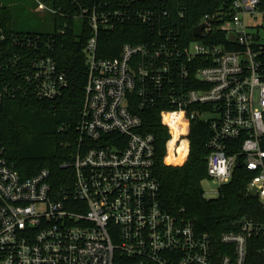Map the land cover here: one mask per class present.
Returning a JSON list of instances; mask_svg holds the SVG:
<instances>
[{"label":"built area","instance_id":"built-area-1","mask_svg":"<svg viewBox=\"0 0 264 264\" xmlns=\"http://www.w3.org/2000/svg\"><path fill=\"white\" fill-rule=\"evenodd\" d=\"M170 1L78 3L75 23L90 30L80 137L57 186L49 168L26 177L0 156V264H264V241L258 258L253 246L264 239V221L245 217L217 239L163 208L156 136L135 106L137 97L142 108L166 106L167 153L177 158L186 144L182 161L192 122H209L207 177L219 184L218 196L245 167L249 193L255 189L264 201V7L261 0H229L227 19L206 14L202 35L187 40L170 18ZM37 7L56 13L43 0ZM135 19L151 37L99 56L101 32ZM217 27L236 48L213 39ZM25 81L44 99L70 83L52 55L33 59Z\"/></svg>","mask_w":264,"mask_h":264},{"label":"trees","instance_id":"trees-1","mask_svg":"<svg viewBox=\"0 0 264 264\" xmlns=\"http://www.w3.org/2000/svg\"><path fill=\"white\" fill-rule=\"evenodd\" d=\"M44 1L56 10L52 14L54 28L51 31L14 29L13 6L0 3V156L26 177L49 168L57 186L62 182L59 176L67 170L62 164L71 160L80 137L77 127L89 78L85 46L90 30L86 24L77 25L74 16L79 11L78 3L92 4L97 0ZM113 1L119 5L121 0ZM261 2L264 7V0ZM159 6L161 10L165 8L160 2ZM169 8L170 18L177 22L179 31L187 40H193L196 39L194 28L206 14L222 12L227 19L231 3L229 0H171ZM213 34L215 41L236 48L227 44V32L222 28H215ZM150 37L148 26L136 19L120 23L114 30L101 32L99 56H117L123 43L143 42ZM42 55H52L70 80L63 93L55 98L44 99L26 89L28 65ZM139 104L137 97L135 106L142 111L144 128L156 136L155 171L161 181L163 208L193 219L199 230L217 239L233 228L234 222L245 217L264 221V201L249 193L247 186L252 173L245 167L236 170L232 181L221 187L219 196H204L202 182L208 176L210 154L207 146L211 135L209 122H192L190 152L182 161L186 144L177 158L167 153L171 133L161 117V110L166 106L151 104L142 108ZM253 241L258 258L264 239L256 237ZM125 264L140 262L127 258Z\"/></svg>","mask_w":264,"mask_h":264},{"label":"rangeland","instance_id":"rangeland-1","mask_svg":"<svg viewBox=\"0 0 264 264\" xmlns=\"http://www.w3.org/2000/svg\"><path fill=\"white\" fill-rule=\"evenodd\" d=\"M0 3L11 4L13 6V28L16 30L51 31L54 28L53 13L46 10L37 11L39 10L37 9L38 0H0ZM202 186L207 197L213 198L218 196L219 184L212 178L207 177L204 179Z\"/></svg>","mask_w":264,"mask_h":264},{"label":"water","instance_id":"water-1","mask_svg":"<svg viewBox=\"0 0 264 264\" xmlns=\"http://www.w3.org/2000/svg\"><path fill=\"white\" fill-rule=\"evenodd\" d=\"M204 26H205V24H200V25L196 26V27L194 28V34H195L196 36H201V35H202V31H203ZM252 193H253V194L256 193L255 189H253Z\"/></svg>","mask_w":264,"mask_h":264}]
</instances>
